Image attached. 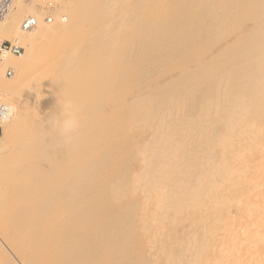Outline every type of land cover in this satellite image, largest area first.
<instances>
[{
	"label": "bare ground",
	"instance_id": "obj_1",
	"mask_svg": "<svg viewBox=\"0 0 264 264\" xmlns=\"http://www.w3.org/2000/svg\"><path fill=\"white\" fill-rule=\"evenodd\" d=\"M8 102L0 264H264V0H0Z\"/></svg>",
	"mask_w": 264,
	"mask_h": 264
},
{
	"label": "clouds",
	"instance_id": "obj_2",
	"mask_svg": "<svg viewBox=\"0 0 264 264\" xmlns=\"http://www.w3.org/2000/svg\"><path fill=\"white\" fill-rule=\"evenodd\" d=\"M67 108H72L71 103L68 104ZM17 112L18 110L15 103L8 102L4 104L2 110H0V124H4L15 119ZM52 123L54 127H56L60 131V133L65 137H69L71 134L75 133L80 127L79 119L76 112L71 110L66 111V114L63 119H54Z\"/></svg>",
	"mask_w": 264,
	"mask_h": 264
},
{
	"label": "rangeland",
	"instance_id": "obj_3",
	"mask_svg": "<svg viewBox=\"0 0 264 264\" xmlns=\"http://www.w3.org/2000/svg\"><path fill=\"white\" fill-rule=\"evenodd\" d=\"M1 130H2V127L0 126V136H1Z\"/></svg>",
	"mask_w": 264,
	"mask_h": 264
}]
</instances>
